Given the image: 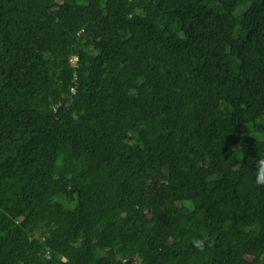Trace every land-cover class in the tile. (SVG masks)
Masks as SVG:
<instances>
[{"label": "trees", "instance_id": "1", "mask_svg": "<svg viewBox=\"0 0 264 264\" xmlns=\"http://www.w3.org/2000/svg\"><path fill=\"white\" fill-rule=\"evenodd\" d=\"M260 158L264 0H0V264H264Z\"/></svg>", "mask_w": 264, "mask_h": 264}, {"label": "clouds", "instance_id": "2", "mask_svg": "<svg viewBox=\"0 0 264 264\" xmlns=\"http://www.w3.org/2000/svg\"><path fill=\"white\" fill-rule=\"evenodd\" d=\"M77 58V56H75ZM255 183L258 186L264 187V158H260L255 163ZM207 239L194 241V246L197 249H203Z\"/></svg>", "mask_w": 264, "mask_h": 264}, {"label": "built area", "instance_id": "3", "mask_svg": "<svg viewBox=\"0 0 264 264\" xmlns=\"http://www.w3.org/2000/svg\"><path fill=\"white\" fill-rule=\"evenodd\" d=\"M76 62H77V58L74 57V58H73V64H71V65H74ZM69 92H70V93H73V92H74V89L71 88Z\"/></svg>", "mask_w": 264, "mask_h": 264}, {"label": "rangeland", "instance_id": "4", "mask_svg": "<svg viewBox=\"0 0 264 264\" xmlns=\"http://www.w3.org/2000/svg\"><path fill=\"white\" fill-rule=\"evenodd\" d=\"M74 57H75V56H71V57H70V59H69V61H70V65L73 64V58H74Z\"/></svg>", "mask_w": 264, "mask_h": 264}]
</instances>
